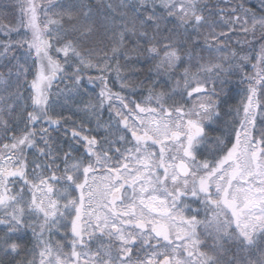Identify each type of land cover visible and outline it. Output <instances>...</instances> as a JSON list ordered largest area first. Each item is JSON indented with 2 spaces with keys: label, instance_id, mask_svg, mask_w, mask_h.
Here are the masks:
<instances>
[{
  "label": "snow or ice",
  "instance_id": "6c2138e0",
  "mask_svg": "<svg viewBox=\"0 0 264 264\" xmlns=\"http://www.w3.org/2000/svg\"><path fill=\"white\" fill-rule=\"evenodd\" d=\"M9 7L0 264H264V0ZM239 34L247 54L230 47ZM133 56L158 77L139 101L108 85L115 71L130 87L119 60ZM237 72L246 87L224 120ZM85 80L102 85L95 102Z\"/></svg>",
  "mask_w": 264,
  "mask_h": 264
},
{
  "label": "trees",
  "instance_id": "16d2710c",
  "mask_svg": "<svg viewBox=\"0 0 264 264\" xmlns=\"http://www.w3.org/2000/svg\"><path fill=\"white\" fill-rule=\"evenodd\" d=\"M54 3H60L65 4L68 2V0H53ZM93 4L99 3L100 0H91ZM233 3L238 2V0H232ZM257 0H247L248 4H255ZM12 4H15V0H11ZM10 0H0V16H3L5 13H12L13 9L9 7ZM223 6V5H222ZM56 11H59V9H55ZM11 20V16H9V19H0V23L7 24ZM14 22V21H12ZM171 27V25H169ZM245 38L243 34H239L236 36H233L232 41L230 43L231 48H235L238 51L240 49H243L242 54H247L251 51L249 46L247 44H237L236 41L240 40L243 41ZM251 39V37H249ZM256 48L258 50L259 44H256ZM62 59V58H61ZM113 65H115V61H112ZM119 63L122 65H125L121 69V77L124 78V80L130 85V87L125 88L123 91L120 87V81L117 80L115 71L108 74V85L112 89L113 92H121L122 95L127 96L129 99H135V100H142L148 93V88L152 86L154 80L158 79V77L154 74V66L155 62L150 61L146 59L144 56L139 57L137 60L135 56H133V59L130 61H125L122 57L119 60ZM227 67V65H225ZM245 71H247L249 74L251 73V65H247L245 68ZM85 75H92L97 76L99 73L95 69L87 70ZM242 73L237 72L235 75L224 77L227 79L228 83L224 84V91L227 92V96H224L223 93H221L222 99H224L226 102L222 105V112H223V119L231 121L233 119L234 110L239 105L241 99H242V89L246 87L245 85L240 84ZM31 79V77H29ZM60 88H64L65 85L63 83L57 82ZM85 87L87 89L88 95L84 97V99L91 98L93 102H95L98 93L100 92V89L102 85H100L99 81L96 82L95 85L87 83V80H85ZM217 91H220V85L217 84ZM117 103V106H119V103ZM232 110L233 115H228L229 111ZM57 111H63L65 115H68V111L66 109H60L58 108ZM109 116L107 104H105L104 111H103V119L107 120ZM55 135V134H54ZM82 151V149L80 150ZM31 234L29 233V236ZM58 238V237H56ZM31 247V245H29Z\"/></svg>",
  "mask_w": 264,
  "mask_h": 264
}]
</instances>
